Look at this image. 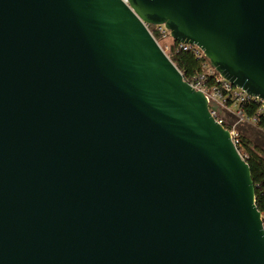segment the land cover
Listing matches in <instances>:
<instances>
[{"label": "water", "instance_id": "obj_1", "mask_svg": "<svg viewBox=\"0 0 264 264\" xmlns=\"http://www.w3.org/2000/svg\"><path fill=\"white\" fill-rule=\"evenodd\" d=\"M144 24L264 107V0H0V264H264L250 168Z\"/></svg>", "mask_w": 264, "mask_h": 264}, {"label": "trees", "instance_id": "obj_2", "mask_svg": "<svg viewBox=\"0 0 264 264\" xmlns=\"http://www.w3.org/2000/svg\"><path fill=\"white\" fill-rule=\"evenodd\" d=\"M177 47V43L172 41L170 54L167 56L183 75L187 83L192 86H201L202 88L209 87L215 83L217 77L216 73L214 76L210 77L206 75V68H209L206 59H198L191 51H182ZM258 106L259 103H255L251 99H248L244 105H241L240 107L245 119H252L255 117ZM233 124L234 121L229 122V125L223 121L222 126L230 130ZM255 130L264 134V119L262 117L257 118L256 126L247 123L237 125L235 145L250 168L252 181L255 186V205L257 210L261 213L264 227V149L254 145L248 134Z\"/></svg>", "mask_w": 264, "mask_h": 264}, {"label": "built area", "instance_id": "obj_3", "mask_svg": "<svg viewBox=\"0 0 264 264\" xmlns=\"http://www.w3.org/2000/svg\"><path fill=\"white\" fill-rule=\"evenodd\" d=\"M121 1L127 4V0H121ZM144 26L159 46H160L159 42L163 40L169 39L172 41L169 35V31L165 29L164 26L147 25V24H144ZM177 46L179 50L191 51L193 55L198 59H202V58L205 59L203 52L195 46L181 45L178 43H177ZM215 73L216 72L212 68L210 67L206 68L207 76L209 77L214 76ZM193 87H195L198 90H201L209 103L213 102L219 106L220 113L213 114L214 117L217 119L218 123L222 125L224 121L222 118H220V115H227L230 119H233L234 124L231 126L230 130L228 131L231 133L233 137L234 144H235V138L237 137V132H236L237 125L241 123H247V124L256 126L257 118L262 117L264 119V107L262 106L261 101L255 98L248 97L241 90L232 87L229 83L222 80L218 76V74L215 79V83L212 84L211 86L206 87V88L205 87L202 88L201 86H193ZM248 99H251L255 103H259L255 117H253L252 119H245L243 111L240 107L241 105H244V103Z\"/></svg>", "mask_w": 264, "mask_h": 264}, {"label": "rangeland", "instance_id": "obj_4", "mask_svg": "<svg viewBox=\"0 0 264 264\" xmlns=\"http://www.w3.org/2000/svg\"><path fill=\"white\" fill-rule=\"evenodd\" d=\"M160 47L163 49L166 55L170 54V47L172 45V41L167 39L159 42ZM220 118L224 120L229 125V122H232L233 119H230L227 115H220ZM237 129V126H236ZM252 139L254 145L264 149V134L259 133L257 130L248 133Z\"/></svg>", "mask_w": 264, "mask_h": 264}]
</instances>
